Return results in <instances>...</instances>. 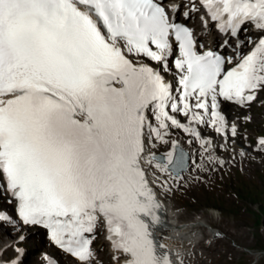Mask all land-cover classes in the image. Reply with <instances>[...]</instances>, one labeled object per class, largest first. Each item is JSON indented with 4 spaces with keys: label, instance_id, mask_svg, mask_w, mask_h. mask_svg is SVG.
I'll return each instance as SVG.
<instances>
[{
    "label": "snow or ice",
    "instance_id": "1",
    "mask_svg": "<svg viewBox=\"0 0 264 264\" xmlns=\"http://www.w3.org/2000/svg\"><path fill=\"white\" fill-rule=\"evenodd\" d=\"M199 3L225 35L247 23L264 31V0ZM173 39L175 91L162 74ZM231 63L199 51L160 0H0V178L18 219L46 229L76 264H90L101 220L126 264H171L157 251L160 204L150 185L155 172L182 168L183 154L173 143L153 162L149 145L165 142L169 126L199 138L172 113L190 124L209 116L221 133L220 99L253 102L264 90V37L225 70ZM0 223L13 221L0 212Z\"/></svg>",
    "mask_w": 264,
    "mask_h": 264
},
{
    "label": "rangeland",
    "instance_id": "2",
    "mask_svg": "<svg viewBox=\"0 0 264 264\" xmlns=\"http://www.w3.org/2000/svg\"><path fill=\"white\" fill-rule=\"evenodd\" d=\"M256 123L259 126H252L251 130L264 134L261 117L256 118ZM236 175L230 176L226 185L229 193L223 190L197 191L192 198L178 201L187 210L182 220H201L211 226L225 227L226 239L221 241L220 251L212 255L211 264H250L254 259L252 253L264 251V166L247 167L242 176ZM35 234L20 231L11 235L0 229V239H3L0 260L8 264H35L41 242L36 241L38 236ZM260 257L256 264H264V254ZM199 264L210 262L201 259Z\"/></svg>",
    "mask_w": 264,
    "mask_h": 264
},
{
    "label": "bare ground",
    "instance_id": "3",
    "mask_svg": "<svg viewBox=\"0 0 264 264\" xmlns=\"http://www.w3.org/2000/svg\"><path fill=\"white\" fill-rule=\"evenodd\" d=\"M153 67H154V65H153ZM159 194L160 193H158V195ZM171 221H174V216H171ZM205 223H207V222H205ZM201 228H202V224H200L198 222H192V223H190L187 226L186 225H182V224L181 225H173L172 230L169 233H167V235L164 236L165 243H167L168 245H170L171 247L176 248V249L179 248V247L181 248L183 246V244H185L184 247H188L191 243H193V244L195 243L193 241V236L194 235H191L192 232L195 233ZM30 233H33V231H30ZM1 234H2V232H1ZM0 238H1V236H0ZM4 240H5V238H4ZM9 240H11V239H9ZM2 241H3V239H0V246H1V242ZM189 242H190V244H189ZM176 249H174V250H176ZM1 255L3 256L2 253H1ZM0 264H8V263H4V262H2L0 260Z\"/></svg>",
    "mask_w": 264,
    "mask_h": 264
}]
</instances>
